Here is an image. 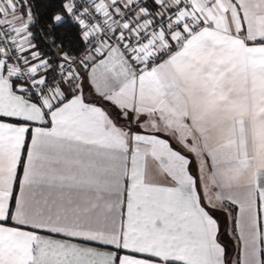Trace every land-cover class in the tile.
I'll return each mask as SVG.
<instances>
[{"label":"snow or ice","instance_id":"1","mask_svg":"<svg viewBox=\"0 0 264 264\" xmlns=\"http://www.w3.org/2000/svg\"><path fill=\"white\" fill-rule=\"evenodd\" d=\"M0 264H264V0H0Z\"/></svg>","mask_w":264,"mask_h":264}]
</instances>
